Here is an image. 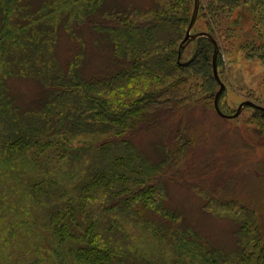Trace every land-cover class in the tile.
<instances>
[{
	"label": "trees",
	"instance_id": "trees-1",
	"mask_svg": "<svg viewBox=\"0 0 264 264\" xmlns=\"http://www.w3.org/2000/svg\"><path fill=\"white\" fill-rule=\"evenodd\" d=\"M31 1L0 0V196L5 207L9 199L28 198L14 212L0 209L4 242L14 236L19 212L31 231L29 216L38 207L47 237L66 255L63 264H264V207L232 200L241 220L237 248L210 244L190 223L179 226L181 214L163 206L151 184L175 152L165 148L162 160L152 163L129 140L134 131L156 125L157 114L215 98L220 84L213 70L214 43L207 36L185 40L195 0L104 13L107 19L115 13L116 20L97 28L124 60L123 68L91 78L82 72L84 48L63 67L53 43L64 18L92 22L106 0H44L35 10ZM241 7L255 20L246 33L231 26ZM138 14L143 18L128 20ZM195 28L217 40L220 76L237 52L264 65V0H200L192 32ZM193 44V54L185 58ZM12 78L36 79L48 95L21 107L9 91ZM118 88H128L127 99L123 95L111 105L100 95ZM255 100L264 106V100ZM89 133L98 142L74 145ZM60 137L70 145H56Z\"/></svg>",
	"mask_w": 264,
	"mask_h": 264
},
{
	"label": "rangeland",
	"instance_id": "rangeland-1",
	"mask_svg": "<svg viewBox=\"0 0 264 264\" xmlns=\"http://www.w3.org/2000/svg\"><path fill=\"white\" fill-rule=\"evenodd\" d=\"M42 1L32 0L31 10H35ZM164 1L106 0L103 7L94 13L92 22L68 21L64 18L56 28L57 36L53 43L57 61L65 67L84 48L82 72L86 77L114 74L123 68L124 60L115 56L109 41L97 28L99 23H108V19L112 22L116 20L115 13L110 14L108 19L104 13L114 8L148 10ZM143 16L138 14L128 20H140ZM253 24L254 17L247 7L239 8L231 20V26H238L236 28L239 33L252 31ZM195 32L200 31L195 28ZM193 51L194 44L186 50L185 58L191 57ZM223 66L224 74L220 77L226 84V91L221 107L226 113L235 112L246 99L256 103L258 100L255 98L264 100V65L259 59L245 58L242 52H237L236 58ZM8 85L10 93L21 107H33L39 102L38 99L48 95L47 86L36 79L12 78ZM219 88L217 84L215 93ZM127 89L118 88L101 92L100 95L113 105L123 95L125 99L128 98ZM174 108L169 113H161V116L157 114L159 121L156 125L134 131L129 140L152 163L162 160L165 148L170 147L175 152L174 158L165 159L161 172L155 175L151 183L163 198V206L167 205L181 214L179 226L190 223L210 244L232 251L237 248V230L241 223V220L235 218L239 207H232V200H240L256 210L264 207V117L257 109L249 106L237 117H224L215 109L214 96L212 99L203 98ZM86 135L87 138L81 137L74 145L88 146L96 140L94 133ZM57 139L58 146L63 142L70 145L68 138ZM180 141L187 144L178 149ZM2 197L0 209L3 211H16L23 200L24 205L28 204V198L19 197L20 201L7 199L9 205L5 207L3 203L6 200ZM220 202H225V205L219 206ZM240 210L239 217L244 216ZM39 211L38 207L33 208L29 216L34 221L31 231L24 226L27 223L24 219L19 220L21 212L17 213L14 217L17 227L12 231L15 232L14 236L7 242H4V225H0V264H63L62 259L66 255H63V250H57L54 240L47 237L35 214L37 212L39 215ZM133 229L132 226L129 228L131 231Z\"/></svg>",
	"mask_w": 264,
	"mask_h": 264
},
{
	"label": "water",
	"instance_id": "water-1",
	"mask_svg": "<svg viewBox=\"0 0 264 264\" xmlns=\"http://www.w3.org/2000/svg\"><path fill=\"white\" fill-rule=\"evenodd\" d=\"M199 8H200V0H195L194 10H193V14H192V18H191L189 27H188L187 32H186L185 40H194L200 36H207L214 43L213 70H214V76H215L217 82L220 84V88L216 92V95L214 98V106H215L216 111L220 115H222L224 117H228V118L237 117L243 111V109L246 106L253 107L255 109H260V110L264 111L263 105H260V104L256 103L253 100H250V99L244 100L239 105L238 109L233 113H226L223 111L221 104H220V100H221V96H222L223 92L226 89V84L222 81L220 74H219V69H218L219 44H218L217 40L209 32H205V31H200V32H195V33L192 32L193 27H194V25L197 21V18H198Z\"/></svg>",
	"mask_w": 264,
	"mask_h": 264
}]
</instances>
